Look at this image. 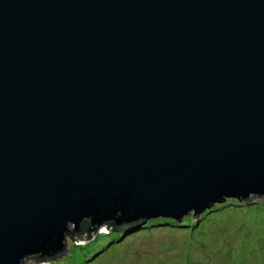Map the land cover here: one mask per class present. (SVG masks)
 <instances>
[{
	"label": "water",
	"instance_id": "95a60500",
	"mask_svg": "<svg viewBox=\"0 0 264 264\" xmlns=\"http://www.w3.org/2000/svg\"><path fill=\"white\" fill-rule=\"evenodd\" d=\"M263 197L264 0H0V264Z\"/></svg>",
	"mask_w": 264,
	"mask_h": 264
},
{
	"label": "rangeland",
	"instance_id": "374dc122",
	"mask_svg": "<svg viewBox=\"0 0 264 264\" xmlns=\"http://www.w3.org/2000/svg\"><path fill=\"white\" fill-rule=\"evenodd\" d=\"M213 209L197 218H150L123 233L103 225L91 239L69 235V251L56 259L23 264H264V197L227 199ZM72 252H84L81 262Z\"/></svg>",
	"mask_w": 264,
	"mask_h": 264
},
{
	"label": "trees",
	"instance_id": "16d2710c",
	"mask_svg": "<svg viewBox=\"0 0 264 264\" xmlns=\"http://www.w3.org/2000/svg\"><path fill=\"white\" fill-rule=\"evenodd\" d=\"M213 208L211 210H208L209 212H213ZM205 213V212H204ZM86 227H87V222L82 226V229L81 231L77 234V236H73L75 238H77V241L78 240H84V239H91L92 236H93V233L92 234H89V236L87 238H84V235H83V232L86 230ZM107 228L110 232H117V233H123V231H125L124 229H129L130 227H125V228H122V227H111V224H108L107 225ZM84 252H79V253H73L72 252V255H75L76 259L78 262H81V255L83 254ZM87 253V252H86ZM37 262L40 263V262H43L41 259L37 258Z\"/></svg>",
	"mask_w": 264,
	"mask_h": 264
}]
</instances>
